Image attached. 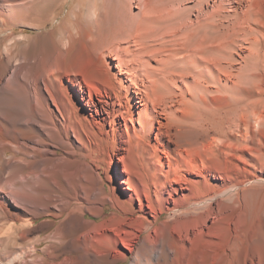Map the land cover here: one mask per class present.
<instances>
[{
	"label": "bare ground",
	"instance_id": "bare-ground-1",
	"mask_svg": "<svg viewBox=\"0 0 264 264\" xmlns=\"http://www.w3.org/2000/svg\"><path fill=\"white\" fill-rule=\"evenodd\" d=\"M128 260L264 264V0H0V264Z\"/></svg>",
	"mask_w": 264,
	"mask_h": 264
},
{
	"label": "rangeland",
	"instance_id": "rangeland-1",
	"mask_svg": "<svg viewBox=\"0 0 264 264\" xmlns=\"http://www.w3.org/2000/svg\"><path fill=\"white\" fill-rule=\"evenodd\" d=\"M41 220H38L36 223H39ZM120 264H131V260H128L126 262H120Z\"/></svg>",
	"mask_w": 264,
	"mask_h": 264
}]
</instances>
